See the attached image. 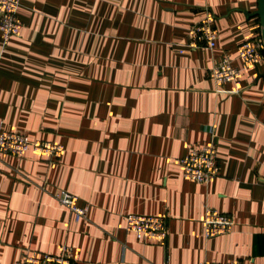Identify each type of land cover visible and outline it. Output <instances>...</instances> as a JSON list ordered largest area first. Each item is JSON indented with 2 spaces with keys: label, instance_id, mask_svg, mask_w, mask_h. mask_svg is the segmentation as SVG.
Masks as SVG:
<instances>
[{
  "label": "crops",
  "instance_id": "obj_1",
  "mask_svg": "<svg viewBox=\"0 0 264 264\" xmlns=\"http://www.w3.org/2000/svg\"><path fill=\"white\" fill-rule=\"evenodd\" d=\"M259 0H22L20 33L0 31V128L62 143L57 160L0 153V264L74 248L76 264H264V61L242 87L217 83L227 55L263 44ZM214 15V48L190 49ZM217 147L210 183L177 158ZM90 206L75 220L56 198ZM232 230L206 236L207 208ZM128 213L165 217L168 237L142 240Z\"/></svg>",
  "mask_w": 264,
  "mask_h": 264
},
{
  "label": "built area",
  "instance_id": "obj_2",
  "mask_svg": "<svg viewBox=\"0 0 264 264\" xmlns=\"http://www.w3.org/2000/svg\"><path fill=\"white\" fill-rule=\"evenodd\" d=\"M21 5V0H0V31L3 35L4 45L13 36L20 33L21 22L18 13ZM214 18L213 13L207 11L205 17L192 26L188 42L190 49L200 47L212 49L216 46L218 30L215 27ZM239 56L242 60L241 67L234 66L230 57L224 55L211 68V75L215 82L219 84L233 82L236 85L235 92L240 91L242 87L243 70L264 61L262 42L259 40L244 41L239 47ZM30 149L37 154L45 155L51 160L57 161L64 152V145L51 140L31 139L23 131L0 128V153L23 156ZM176 160L183 166L185 177L200 183H210L220 172L217 147L214 141L201 148H193L184 157ZM56 198L71 211L75 220L88 218L90 206L88 204L80 205L79 197L76 194L62 189L56 193ZM204 221L207 237L227 234L234 225L231 215L211 207L207 208ZM126 229L142 240L166 241L168 237L167 221L165 217L159 215L128 213L126 215ZM14 264H76L74 248L65 243L58 254L32 252ZM200 264L211 263L205 260ZM224 264L249 263L246 261H229Z\"/></svg>",
  "mask_w": 264,
  "mask_h": 264
},
{
  "label": "water",
  "instance_id": "obj_3",
  "mask_svg": "<svg viewBox=\"0 0 264 264\" xmlns=\"http://www.w3.org/2000/svg\"><path fill=\"white\" fill-rule=\"evenodd\" d=\"M258 14L260 15L261 18L262 38L264 43V0H259Z\"/></svg>",
  "mask_w": 264,
  "mask_h": 264
},
{
  "label": "trees",
  "instance_id": "obj_4",
  "mask_svg": "<svg viewBox=\"0 0 264 264\" xmlns=\"http://www.w3.org/2000/svg\"><path fill=\"white\" fill-rule=\"evenodd\" d=\"M22 1V0H21ZM3 36V35H2ZM14 37V36H13Z\"/></svg>",
  "mask_w": 264,
  "mask_h": 264
}]
</instances>
